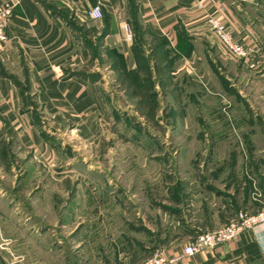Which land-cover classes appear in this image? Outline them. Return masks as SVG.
Masks as SVG:
<instances>
[{
	"label": "crops",
	"instance_id": "obj_1",
	"mask_svg": "<svg viewBox=\"0 0 264 264\" xmlns=\"http://www.w3.org/2000/svg\"><path fill=\"white\" fill-rule=\"evenodd\" d=\"M5 1L15 6L5 27L7 41L0 45V264H67L64 252L51 247L50 234L31 231L21 210L34 200L27 195L22 203L19 195L30 194L29 186L43 172L62 177V163L74 156L77 144L91 143L104 124L120 118L115 95L146 111L147 102L139 99L145 88L132 81L148 85L156 106L158 89L176 86L180 74L203 78L207 90V66L216 64L213 55L220 50L206 16H219L236 41L254 46L253 55L241 62L258 67L264 58V0L0 3ZM95 6L101 18L89 15ZM209 173L213 178L225 173L224 184L207 180L190 188L185 205L179 204V178L169 186L177 202L151 200L154 214L129 223L139 237L132 234L119 264L178 255L197 235L231 222L238 211L258 209L260 200L233 170ZM53 208L60 214L67 206L54 202ZM170 264H264V224Z\"/></svg>",
	"mask_w": 264,
	"mask_h": 264
},
{
	"label": "rangeland",
	"instance_id": "obj_2",
	"mask_svg": "<svg viewBox=\"0 0 264 264\" xmlns=\"http://www.w3.org/2000/svg\"><path fill=\"white\" fill-rule=\"evenodd\" d=\"M213 56L207 90L203 78L180 74L178 87L158 89L154 118L115 95L120 118L104 124L91 143L77 144L62 163L66 176L43 172L30 194L19 195L22 203L34 200L21 210L31 231L50 234L67 264H119L132 234L139 237L129 223L154 214L151 200L177 202L169 189L177 178L180 205L190 201V188L224 184L225 173H209L219 168L233 170L259 207L264 202V58L252 69L220 52ZM54 202L67 208L58 214Z\"/></svg>",
	"mask_w": 264,
	"mask_h": 264
},
{
	"label": "built area",
	"instance_id": "obj_3",
	"mask_svg": "<svg viewBox=\"0 0 264 264\" xmlns=\"http://www.w3.org/2000/svg\"><path fill=\"white\" fill-rule=\"evenodd\" d=\"M14 6L15 3L11 1L0 3V45L7 41L5 27L13 13ZM88 13L92 18L102 17L101 9L98 6L93 7ZM205 19L209 29L217 39L220 53L224 58L234 61H244L253 55L255 52L254 46L245 44L242 41H236L219 16L209 15ZM125 31L127 38L131 39L132 34L127 25L125 26ZM262 224H264V202L254 212L238 211L235 219L231 222L197 235L193 241L183 247L180 254H154L140 264H170L179 258L192 256L197 252L211 249L223 241L235 239L243 231Z\"/></svg>",
	"mask_w": 264,
	"mask_h": 264
},
{
	"label": "trees",
	"instance_id": "obj_4",
	"mask_svg": "<svg viewBox=\"0 0 264 264\" xmlns=\"http://www.w3.org/2000/svg\"><path fill=\"white\" fill-rule=\"evenodd\" d=\"M135 82V83H134ZM132 83L135 84V87L138 89L139 87L140 88H146V86L148 85H145L144 84H139L137 83L136 81H132ZM144 90V89H143ZM142 90V94L139 99H140V102H147V106H146V111L145 113H143L145 116L147 117H151V118H154V114H155V108H156V103H155V96L151 93H149V91H144L143 92ZM148 92V93H147Z\"/></svg>",
	"mask_w": 264,
	"mask_h": 264
}]
</instances>
